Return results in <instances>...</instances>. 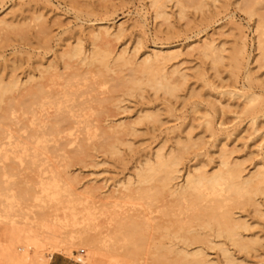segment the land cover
I'll return each mask as SVG.
<instances>
[{"label":"rangeland","instance_id":"obj_1","mask_svg":"<svg viewBox=\"0 0 264 264\" xmlns=\"http://www.w3.org/2000/svg\"><path fill=\"white\" fill-rule=\"evenodd\" d=\"M204 3L205 5L198 10L193 8V6L187 5L185 6L186 8L184 7V13L182 12V14H180L178 5L175 6L173 0H169L165 3L166 16L164 18L161 16H154L153 9L149 5V0H0V77L4 81L8 80L9 77H17L22 82L26 81L27 83L25 82L26 84L21 86L24 90L29 85L27 78L30 75L33 76L32 79L42 81L38 77L40 69L42 70L49 62L56 71L59 73L62 72L63 76H66L68 72L75 68H79L81 72L83 68H88L86 65L80 64V62L77 64V57L72 58V60H67L70 65H74L72 66L74 68H65V59L62 60L60 58V52L63 49H67L66 46L68 44L72 46L76 41L81 40L80 43L83 49L86 50L85 54H87V51L91 48V42L88 37V31L91 29V26L97 28L99 26L110 25L117 28L120 24L121 32L119 33V37L116 39L110 37L111 39L109 38L108 40L111 44H108L112 47V51L116 53L124 49L127 55H134L132 57L133 59L135 58L133 62L137 60V66L139 65L138 62H140L151 49L175 51L176 56L168 62L167 68L168 70L176 68L185 74V80L177 91V96H170L161 91L154 92L151 88L149 89L147 85H143L142 88L144 90L141 89L139 91H136V89H127V87H121L122 89L120 88L119 90H112L111 84L114 83L112 82L114 81V74L113 72H109L107 73L108 75L104 77V80L106 79L107 81L99 80L104 84L98 82L97 84L99 86L95 85V87L93 85L97 91H92V93H94L92 94L94 97L90 99L92 102L89 101L86 96H83V98H85L84 101L81 96L84 90L91 92L93 86L91 85L92 87L89 86L91 88L86 89V83L89 84V82H86L82 78L80 79L82 83H84L82 84L80 80H78V84H80L79 86L77 84L79 87V91H77L78 97L77 95L75 97L79 100L77 99L76 101H84L85 103L87 102L86 100H88L89 103L91 102L90 110L94 108L98 110L97 112L99 114L101 113L99 115L95 110L91 111V113H96L92 115L90 119L96 116L98 120H94L98 122L94 120L93 122L98 123L97 125H99L100 122L99 128L103 130L105 128H101L100 126L104 127V125H109L108 129L110 131L106 129L107 132H111L112 127H115V129L118 127L117 129L119 131L113 129L116 132V134L114 132V137L121 139L118 140L117 144H115L117 140L115 141L113 137L104 139L101 133H97L99 131L98 129L95 130L97 131V137L94 136L95 139H92L93 141L97 139V142H100L98 139L100 137L101 140L103 139V144L106 141L105 145H108V141L112 142V140H114L112 143L117 147L114 152L107 149L108 146L105 145H101V148L100 146L96 148L93 147L91 140L87 142V149L82 152L75 143L70 145L63 142V137L62 142L65 147L60 145L62 147L60 149V146L57 145L59 147L53 149L55 148V144H50L48 146L50 149H47L52 150V152L49 151L48 153L50 155L53 153V157L50 155L48 157V153L43 154L47 155L46 157L48 158L39 155V157L35 159L36 163L34 162L35 160L32 159L35 166L32 161H29L31 156L24 153L20 154L19 151V153L17 152L20 154L18 156L19 158L15 156L17 153H15V155L8 154L10 152L7 153L6 160L3 158L5 156H0V159L3 158V160H0V163L3 162L2 165L6 166L3 170L0 164L1 172L6 171V176L1 177L3 174H0L2 178H0V181L7 186L5 189V186L1 184L2 186L0 185V189L3 187L5 190L2 189L1 191H7V193H4L6 196L11 193L10 197L3 196L0 201L2 203L9 202L8 204H10V202L14 204L16 200H20V202L23 201L21 202L22 205H20L22 207H17L15 205L18 209L15 206L14 209L12 207L13 212L9 210V214L5 213L7 216L0 208L2 212H0V214L3 215L0 216L2 217L0 220V264H15L17 263L15 261L16 256H19V259L26 258L28 264H48L51 256L60 257L72 264H154L152 261L154 253L151 255L150 253L153 252L151 250V248L153 249L152 238L157 236V232L153 233L151 227L154 226V223L161 222L162 220L165 222L164 219L169 218L167 216L166 218L160 217V207L154 208L157 205L160 206V202H155L157 203L155 204L147 198H141L142 201L138 199L133 201L134 199L131 198L132 200L130 199L129 201L135 204L132 203V205L129 202L123 205V208L129 212H134V210L137 209V211L141 213L146 211L145 213L147 215L144 213L147 217L146 223L151 225V227L148 228V233H153L152 237H149L151 242L149 239L147 240V244L150 243L151 245L143 243V248L141 247V252H139L141 254H137L133 257H128L125 253L117 249L108 250L104 247L95 246V242L92 239L80 236L79 228H82V224L78 225V222L81 221L82 218L85 219V216H87V213L85 214L86 211H84L87 206L93 203V205H98L102 202V197H104L105 194L113 190H121L118 186L122 187V183L127 181V179L132 181L135 180L137 173L136 169H139L143 160L148 156H152V153L159 146L167 153L171 148L175 149V147L181 145L178 141L182 142L188 137L194 141L196 140L198 144L202 142L200 143L201 146L194 145L190 148L189 152L184 155L183 165L179 172L180 176L176 180L178 183L182 182L185 176V165L192 166L193 162H196V160L208 163L209 165L207 164V168H205L209 171L215 168L218 162L217 158L220 148L226 149V152H230L226 153L227 157L229 156L228 159L230 158L229 160L241 161L245 170L244 173L247 175L255 169L253 166L255 163H260L264 167V137L262 133L264 131V116L258 118L257 126L260 130L254 132L253 128L249 126L242 117H234V112L240 109L239 103L242 98H239V100L234 96L231 97L229 93H227L230 89L235 88V90H237L246 86L245 73L246 69L249 68L251 79L255 80L257 78L258 80V82H255L257 80H253L252 83L249 81L251 86L257 93H261L264 98V62L262 61V65H258L260 63L257 61L261 59L258 60L255 58L256 55L258 57V50L255 47L256 34L252 31L253 27H255L254 20L256 16L249 18L250 20L247 19V15L243 12L244 9H242L245 5L244 0H215L214 2L211 0H204ZM254 6H257L256 10L260 8L259 10L264 13V10L262 11V9H264V0H259ZM261 6L263 8H261ZM259 10L257 13L260 12ZM38 15L39 18L43 20L42 22L44 25L39 21ZM36 16L38 18L37 21ZM4 23L8 25L13 24L17 30L14 27L12 30V26H7L5 28L4 25L6 26V24ZM32 25L35 26L33 27ZM41 26L46 27L47 33L42 34L38 32V29L42 28ZM23 27L28 30H24ZM3 28H5V30ZM21 28H23L22 30L25 36L22 35L20 32L21 30H18ZM14 30L16 32L19 31V35ZM239 31L243 34H237ZM5 32L7 33L6 35ZM20 34L22 37L24 36V38H22ZM238 35L245 36L244 45H246V59L244 58L242 60L239 69L236 70L228 65L226 59L211 67L209 59L199 54L195 49V47L200 45L203 41L212 40L214 45L224 47L223 49L225 50L222 54L227 55L229 49L231 50L230 47L232 45L234 46L232 43H235L234 41H236ZM255 59H257V61ZM117 62L119 61L114 63L111 62L113 63L111 68L116 69L115 71L118 70L117 72L121 70V75L128 74L129 70L133 67L132 65L130 67L128 64L122 66ZM133 62L131 64H133ZM74 63L77 64V67ZM119 63L122 64L121 62ZM133 65H135V62ZM92 68L94 67L92 66ZM89 75L91 76L92 74L89 73ZM83 76L84 78L85 76L88 77V74L85 73ZM260 82L262 83V87ZM109 83L111 84L109 85ZM80 89H82L81 91L83 93L80 92ZM86 91V94L84 93L83 95H87V97L92 96L89 95L91 93ZM98 92L100 94H98ZM99 97L106 98L102 99L104 100L102 101ZM80 98H82V101H80ZM94 98H97L98 101L96 99L94 100ZM99 103L101 106L99 105L98 107ZM90 104H88V107ZM102 106H104V108ZM206 108H217L219 111L222 109V112L220 111V113L216 114V117L217 119H222L223 125L218 126L217 123H214L213 126L215 131H213L212 135L202 131L198 125L199 119L201 118L200 116L204 113ZM88 110L89 109L85 110L87 114L89 113ZM145 112L155 113L157 117L155 119L156 121L154 120L151 122V120H149V122L145 119H141V122H139L138 117L145 114ZM17 113L18 112L10 116V119L14 118L13 120L15 122L12 121V119L7 120L6 124L9 122L8 125L10 127H8L11 129L12 127L16 128L15 123H18L17 120H15V116H18ZM84 113L86 112H83V114ZM91 113L89 114L91 115ZM96 114L100 117H97ZM99 119H101V121ZM136 119L138 121H136ZM132 122L133 124H130ZM12 123H14V125ZM121 123L122 125L120 126L119 124ZM110 124L115 126H111ZM129 125H131V127L133 125L134 127L129 128L132 132L127 128L130 127ZM96 127L98 128V126ZM81 129L79 130L80 132L83 131ZM79 131L76 130L74 133L77 134ZM80 132L78 136L82 139V133L80 135ZM66 137L67 139L69 138V136ZM73 147L78 150L70 149ZM57 150L60 151L58 152ZM194 151L198 153V156L192 158ZM61 153L64 156H61ZM55 154L58 156L54 158ZM59 155L61 156V160L58 158L60 157ZM71 156L72 158H70ZM63 157L65 159L67 157V159L70 160L66 159V162ZM187 157L191 158V160L188 161ZM209 157L214 158V160L212 158L211 161L208 160L210 159ZM48 160L53 161V163L47 162ZM31 162L32 164L29 165ZM49 163L52 165L54 164V166H51ZM13 166L16 168L15 172H13ZM7 167H9V169ZM54 167L56 168L55 170ZM27 169L29 171H27ZM52 169L54 171H52ZM9 170H12V172ZM36 172L38 174H36ZM55 172H57L55 180L57 183L60 181L58 184L59 189L57 190V187H54L40 191L39 186H41L43 181L45 184H52V180L56 174ZM31 173L35 176L34 178L31 177ZM26 175L30 176L28 179L31 181L25 179L27 178ZM33 180L35 182H33ZM9 182H11L13 186ZM135 185L136 183L132 186ZM17 186H19V188ZM29 188L31 190L33 189V191L31 192ZM26 189H29L28 192H31V194L37 191L36 195H30L32 196L31 199L28 195V197H23L22 200L19 197L20 191H27ZM73 191L74 193H72ZM17 192H19V194ZM75 192L79 193V195L81 194L80 199H78L79 195L77 196ZM64 193H66V195ZM67 193L69 196H67ZM15 194H17V196ZM74 195H76L77 198H75L76 196ZM24 198H27V202ZM76 199H78V201ZM165 199L169 200L171 198L166 197ZM258 199H260V197H258ZM25 205H27L26 208H23ZM251 205L252 204H245L244 206L241 205L242 207L239 206L236 207L237 209L232 208L233 210H231L234 217H239V219L245 220L246 223L249 222V230H245L246 232L243 231V235L247 236V238L255 239L253 247L247 252H240L230 246L229 243L225 242L229 251L232 252L233 259L230 258L231 260H228L224 258L225 256H222L218 248H209L204 245V250L207 255V262L205 264H264V200H261V205L258 208L259 211H255L254 206ZM89 207L91 208V206ZM240 207L242 209H238ZM14 210H17V212H14ZM184 212L182 211L180 213L181 217L179 216L178 218L184 221L185 226H188L190 222L193 223H191V225H194L195 222L192 220L190 221L188 218V215L191 214L189 209ZM188 212L189 214H186ZM82 213L85 214L83 215L84 217H82ZM148 216L150 218H148ZM87 218L89 217L87 216L84 221L88 226L91 222H89ZM187 218L189 223H187ZM19 230H27L33 234V237L28 240V242L16 241L12 244L13 252L17 254L15 256V254L10 252L11 243H9V239L11 234ZM76 231L78 234H74ZM89 232L92 234V231ZM146 236H148V234ZM215 241H218V239ZM219 241H221V239H219ZM24 243H29L25 250L21 249ZM16 246L18 248H16ZM146 246L151 247L150 249L148 247L147 250ZM49 254H52L50 258ZM147 254L149 255L147 256Z\"/></svg>","mask_w":264,"mask_h":264},{"label":"bare ground","instance_id":"obj_2","mask_svg":"<svg viewBox=\"0 0 264 264\" xmlns=\"http://www.w3.org/2000/svg\"><path fill=\"white\" fill-rule=\"evenodd\" d=\"M167 1L169 0H149V5L153 9L154 16H157V17L161 16L165 18L166 16L165 3ZM211 1L214 2L215 0H211ZM258 1L259 0H244L245 5H244V8L242 7L244 11L241 9V7L240 9L243 12H245L248 20H250L249 18L256 16L255 20L253 19L255 22V27H253L252 29V31H254V33L256 34V42H255L256 46L255 47L258 50L257 52L258 57L256 55L255 58H257L258 60L259 59L261 60L260 61H257V59L255 60L258 63H260L258 65H262V61L264 62V13H262L259 10L260 8H258L260 12L257 13L258 11L256 10L257 6H254V5H256ZM173 2L175 6L178 5L179 8L178 7L177 8L180 14H182V12L184 13V7L187 5L193 6V8H195L196 10L201 9L202 6L205 5L204 0H173ZM261 8L263 7L261 6ZM263 10L264 9H262V11ZM38 18H39V15H38ZM38 18L36 16V21ZM39 21L42 22L43 20L39 18ZM7 26L9 27L12 26L11 29L13 30V27H14L13 24L12 25L6 24V26L4 25L5 28ZM0 28H1V25H0ZM5 28L3 29L5 30ZM23 28L18 29V30H21L20 32L22 33V35L25 36V34H23V30H22ZM15 29L17 30V28ZM40 29H38L39 33H42V34L47 33L45 26ZM24 30H28V29L24 28ZM20 32L18 31L16 33L19 35ZM120 32H121L120 24L117 26V28L115 26H110V25L99 26L97 28H93L91 26V29H89L88 31V37L91 42L90 43L91 48L87 51L88 52L87 54H85L86 50L83 49V46L80 43L81 40L76 41V43L73 44L72 46L68 44L69 47L67 45L66 46L67 49L61 50L60 58L62 60L65 59L64 67L67 69H70L69 67L74 66V65H70L69 62H67V60H70V59L72 60V58L77 57L78 59V61H76L77 64H79L78 62H80V64L82 63L84 64V66L86 65V67H88V68H83L84 66L82 65L83 66L82 68L84 70V71L82 70V72L80 71L79 68H75V69H72L70 72H68L66 76L64 75L65 76L64 77L62 72L60 71L61 73H59L58 71H56L55 68H53V65L49 62L46 66L42 68V70L40 69L38 77L42 81H36L32 79L33 76L30 75L27 78L28 80L26 79L29 82L28 83L29 85L28 86L26 85L27 88L25 90L22 89L21 86L23 84H26L27 83L26 81L22 82L17 77H11V78L9 77L10 79L8 78V80L4 81L0 77V156L1 157L2 155L5 156L3 157L4 160H6V157H7L6 155L8 152H10L8 154L15 155V153H17L18 151L20 152V154L24 153V154H28L29 156H31L30 160L27 158L29 161H32V159L35 160L36 157L37 158L39 157V155L46 157L47 155H43V154L45 153L47 154L49 151L52 152V150H48L50 149L48 148L50 144H55V148L53 149H56V147H59L60 145H63L65 147L63 142H65L66 144H70V145L71 144L73 145V143H75V145L78 146V149L80 148L82 152L87 149L86 146L88 145L87 142H89V140H91V144L93 143L92 144L93 147L96 148L100 146L101 148V145L104 146L106 141L103 144L102 143L103 139L101 140L100 137L98 139L100 140L101 143L99 141L97 142V139L96 141H93L92 139L93 138L95 139V137H97V133L99 134L101 133V136L104 139H106L107 137H111V138L113 137L115 141L117 140L115 143L117 144L118 140H121V139H119L118 137L117 138L114 137L116 134L114 130H116L118 127L116 129L115 127L114 128L112 127L111 132H107L106 129L109 128L108 127L109 125H104V127L100 126L101 128H105L103 130L99 128L100 122H99V125H97L98 123H95L98 120L96 116L95 118L92 117V119H90V117L92 115H95V113L98 111L94 108L90 110V106H91L90 103L92 102L90 99L94 97L92 95L94 94L92 93V91L93 90L97 91V89L94 88V86L95 85L99 86L97 84L98 82L101 83V81L99 80L105 81L106 79L104 80V77L108 75L107 73L109 72L110 73L113 72L114 74V77H113L114 81H112L114 83L112 84L109 83V85L111 84L112 86L111 87L112 90H119L121 87H127V89H131V90L136 89V91H139L143 89L142 88L143 85L145 86L147 85V87L149 89L151 88L154 92L161 91L162 93L170 95V96L172 95L177 96L176 93L180 89L181 85H183V82L185 80V74L183 72H180L176 68H172L171 70H168L167 68L168 62L176 56L175 51L151 49V51L147 53L141 59L140 61L141 63L138 62L139 64L138 66L136 63L137 60L134 61L135 65H133L134 64L133 60H135V58L133 59L132 57L134 55L133 56L127 55L124 49H121L118 53H116L112 51L113 49H111L112 47H110L111 43L109 42L108 39L110 37H114L113 39L118 38ZM240 33L242 32L239 31V33L237 34H240ZM6 34L7 33L5 32V35ZM24 36L23 37L21 36V37L24 38ZM244 37L242 35H238V38L236 39V41H234L233 39V41L236 44L232 43L234 44V46L232 45L230 47L231 50L229 49L227 55L224 54L225 56L222 54L223 51L225 50L223 49L224 47L222 46L218 47V45H214L212 40L203 41L200 45H197L195 49L198 51L199 54L209 59V63L211 67L215 66L218 62H222L224 59H226V61L228 62V65L231 66V68H233L234 70H236V69H239V66L242 63V60L246 56L245 55L246 45H244V41H245ZM116 61H119L122 63L120 64L119 62H117L119 65L125 66L126 64H128L130 65V67L131 65L133 67L129 70L128 74L121 75L120 69H119L120 71L117 72L118 70L115 71L116 69L111 68L112 64ZM132 62L133 64H131ZM77 64H75L76 67H77ZM92 66L94 68H92ZM82 73L83 75L87 73L88 77L85 76L84 78ZM89 73L92 75L90 76ZM82 78L86 82H89V84L85 82L87 85V87L85 86L86 89L87 88L89 89L94 85L92 87V90L90 89L91 92L87 90L88 93H91L89 95H92V96H88L90 98H88L87 95H83L86 90H84L83 91L84 93H83L81 91L82 89H80V92L83 93L82 96L81 95L80 96L82 98L83 96H86V98L89 99V101H91L90 103L88 102V100H86L87 102L84 103L85 98H83L84 99L83 102L76 101L78 99L77 98L78 97L77 91H79L78 86L80 85L78 84V80ZM253 80L254 79H251V73L249 71V68H247L246 73H245L246 86L242 87L241 89H237V90H235V88L230 89L231 91L227 90L228 91L227 93H229L231 97L234 96L238 99L242 98L241 102L239 103L240 109L234 112L235 114L234 117L235 118L242 117V119L245 120L246 123H248V125L251 126L253 128V131L255 132V131L260 130V128L257 126L258 118L264 116V98L262 97L261 93L259 92L257 93L255 90H253L251 86V83L253 82ZM255 80H257V78ZM80 82L82 83L81 80ZM255 82H258V80ZM260 85L262 87V83ZM21 89L24 91H22ZM13 93H16V94H13ZM98 94L100 93L98 92ZM76 95L77 97H75ZM101 97H99L101 100L106 98V97L105 98L104 97L101 98ZM82 98H80V101H82L81 100ZM95 99L97 100V98H94V100ZM88 104H90L89 107H88ZM99 105L100 103L98 104V107ZM210 105H213V104H210ZM92 107H95V106H92ZM102 107L104 108V106ZM87 109H89L88 110L89 113H91V111H94V110L96 112L95 113L92 112L91 115L88 113L89 114L88 115L87 111H85ZM82 111L86 112L84 113L85 115L83 114ZM220 111L222 112V109ZM220 111L217 110V108H212V109L206 108L204 110V113L201 114L200 116L201 118L199 119L200 121L198 122V125L200 126L202 131L208 132L210 135H212L213 131H215V128L213 126L214 123H217L218 126L223 125L222 119L221 118L217 119L216 117V114L220 113ZM16 112H18L17 113L18 116H15L16 117L15 120H17L19 124L15 123L16 128L12 127L11 129L9 128L10 126L8 125L9 122L8 124L6 123H7V120L12 119V118L10 119V116ZM97 114L99 113L97 112ZM99 115H97V117H100ZM139 117H138L139 122H141L140 121L141 119L143 120L145 119L147 121L151 120V122H153L157 118L155 113H150V112H145V114H142ZM13 119L12 121H14ZM94 119H97V120H94ZM93 120L95 122H93ZM99 120L101 121V119ZM138 120L136 119V121ZM133 122L130 124H133ZM92 123H95L96 125ZM12 124L14 125V123ZM110 125L115 126L112 124ZM119 125L121 126L122 123ZM96 126H98V128ZM129 126L130 127H127V128L130 131L131 129L129 128H132L133 125L132 127L131 125ZM80 129L83 130L84 132L83 131L80 132L79 131ZM96 129H98L99 131L98 132L95 131ZM74 130L79 131L80 135L82 133V139L80 138V136H78L79 132L76 134L74 133L75 132ZM123 132H126V131H123ZM262 133L264 137V131ZM66 136H69V138L67 139ZM83 136H84V139H83ZM63 137H64V141L62 142ZM114 140H112V142H114ZM108 142H107L108 145H105V146H108L107 149L114 152L117 147L114 146L115 144H113L111 141H108ZM178 143H181V145L175 147V149L171 148L169 152L167 151V153L163 151L161 146H159L152 153V156L146 157V159L143 160V162L141 160L142 163L141 164L139 163L140 164L139 169H136L137 173H136L135 180L132 181V180L127 179V181L122 183V187L118 186L121 188V190L118 188L120 191L113 190L109 192L108 194H105V196L102 197L103 198L102 202H100L98 205H93L94 204L93 203L92 204L93 206L91 204L89 205L91 206V208L87 206L86 210L84 211H86L85 214L87 213V216L89 217L87 219L91 223L88 226L87 224H85L86 222L84 220H86L87 216H85V219L82 218L84 217L83 215H85L83 214L84 213L83 211L81 221L78 220L79 221L78 225L82 224V228L81 229L79 228L80 236L84 238L92 239L95 242V246L97 247H104L108 250L117 249L125 253L128 257H133V256H136L137 254L138 255L141 254L139 252H141L140 251L141 247L143 248L142 246L143 243L147 244L148 239L151 242L150 238L152 237L153 233L157 232L156 233L157 236L156 235H154L156 237L153 236L155 239L152 238L153 239L152 240L153 249L151 248V250L153 252L150 251L151 252L150 255L154 253V256L152 255L154 257L152 258V261L154 264H205L207 262L206 261L207 255L204 250L205 246H208L209 248H215V247L218 248L222 256H225L224 257L225 259L231 260L230 258H232V254H231L232 252L229 251V248L227 247V245H225V242L229 243L230 246H232L233 248H235L236 250L240 252L249 251L253 247L254 240H255V239L247 238V236L243 235L244 234L243 231L247 229L249 230L248 228L249 222L246 223L245 220L242 219L243 220L242 221L241 219H239V217L238 218L234 217L232 210L241 205L244 206L245 204H252L251 206H254L255 208L254 210L255 211L258 210L259 206L261 205V200L262 199L264 200V167L260 163L258 164L255 163L253 165L255 169L251 171L250 173H248L247 175L244 173L245 170L241 164V161L240 162L233 161V159L232 161L229 160L230 158L228 159L229 156L227 157L226 153H230V152H226V149L220 148V152L218 153V158H217L218 160L217 165L216 166L214 165L215 168L209 171L206 169L207 168L206 166L208 163H205L200 160H196V162H193L192 166L185 165V168H186L185 176L182 179V182L178 183L176 182V180L180 176L179 172H180L181 166L183 165L182 162L184 159V155L189 152L191 147H193L194 145L199 146L200 143L202 142H199L198 144L196 140L194 141L190 137H188L182 142L178 141ZM61 148L62 147L60 146V149ZM70 149L73 150L75 148L73 147ZM78 149H75V150H78ZM18 153L15 156L18 157L20 155ZM49 155L50 154L48 153V157ZM52 155L53 153L50 156ZM56 156L58 155L55 154L54 158ZM61 156H64V155L61 153ZM61 156L58 157L60 158V160H61ZM197 156H198V153L194 151L192 158H195ZM3 158L1 159L3 160ZM70 158H72V156ZM211 158L208 160L210 161L212 159L214 160V158L212 159ZM187 159L188 161L191 160V158H188V157ZM67 160H70V159H67ZM32 162L29 163V165L32 164ZM34 162L36 163V160ZM47 162L53 163V161H50V160H48ZM35 163H34V166H35ZM0 164L2 165L3 162ZM50 165L54 166V164L53 165L50 164ZM5 167L6 166L2 165L1 168L4 170ZM7 168L9 169V167ZM12 168H14V166ZM15 169L16 168H14L13 172H15ZM55 169L56 168L54 167V170ZM54 170L52 169V171ZM1 171L2 170H0V172ZM9 171L12 172V170H9ZM27 171L29 170L27 169ZM5 172L6 171H3L0 173V174H3L1 177L6 176ZM55 173L56 174L54 176V179L52 180L53 181L52 184L51 183L45 184L43 181L41 186H39L40 191L48 190L54 187H57V190L59 189L58 184L60 183V181L59 183H57V181L55 180L57 172ZM18 174H19V171H18ZM33 174L31 175L32 178L35 177L33 176ZM36 174L38 173L36 172ZM26 177L27 178L25 179L29 181L30 179H28V177L30 176L26 175ZM57 177H60V176H57ZM33 182L35 181L33 180ZM135 183L136 185L132 186ZM1 184L2 182L0 183V185ZM2 185L5 186L6 184H2ZM6 187L7 186H5L4 188L6 189ZM17 187L19 188V186ZM26 187H23V188H26ZM4 188L2 187L3 190H5ZM2 189H0V191ZM29 189H26L27 191H22V192L20 191V194L19 192H17L20 195V196L18 195L20 199L23 200V197H26V196L28 197V195L31 199L32 196L36 195L37 191H34L35 194L34 193L31 194L33 189L32 190L30 189L31 192H28ZM1 192H0V199L1 197L6 196L4 195V193L5 192L7 193V191L5 192L1 191ZM72 193H74V191ZM75 193L77 196L79 195V193L77 192ZM10 194H8V196L6 197H10ZM64 194L66 195V193ZM15 195L17 196V194ZM67 196H69L68 193H67ZM77 196L75 198H77ZM80 196L81 194L78 196V199H80ZM166 197H170L171 199L166 200L165 199ZM258 197H260V199H258ZM131 198L134 199L133 201H136L135 199L142 201L141 198H147L152 203L160 202V206L157 205L154 208L160 207L159 209L160 217H164V218H166V216L169 217V218L164 219L166 223L163 222L162 220L161 222L159 221L157 223H154V226L151 227V225L146 223V220H147V217H146L147 214L145 213L146 211L144 212L146 214L145 215L144 213L137 211L138 210L137 208H136L137 210H134V212H129L128 210H125L123 208V205L126 203H129L130 202L129 200ZM24 199L27 202L26 200L27 198H24ZM78 199L76 200L78 201ZM21 202L20 200H16L14 204H11V202L10 204H8L9 202L8 203L4 202L5 204H8V205H5L4 203L0 201V208L4 211V214L5 213L9 214V210L12 211V207L14 209L15 205L17 207L22 205ZM132 203L135 204L134 202H130V204ZM26 206L27 205H25L23 208H26ZM241 207L238 209H242ZM188 209H189V212L191 213L190 215H188V218L190 219V221L192 220L195 223L194 225H191L192 222H190L188 226H185L184 221L178 217L180 216V213L182 211L184 212V211H187ZM15 211L17 212V210H14V212ZM189 212L186 214H189ZM0 216H3V215L0 214ZM1 218L2 217H0V220ZM148 218L150 217L148 216ZM187 223H189V220ZM149 227L153 229V233H150V234L148 233ZM89 231H92V234ZM74 234H78L77 231ZM147 234L148 236H146ZM32 237H33V234L27 230H19L18 232L16 231L13 234H11L10 239H9L10 240L9 243H11L10 252L15 254L16 256L17 254L13 252L14 250L12 249L13 247L12 244L15 243L16 241L28 242V240H30ZM215 238L218 239V241H215L216 240ZM219 239H221V241H219ZM27 244L29 243H26V244L24 243V245L21 246V249L25 250ZM148 244L151 245L150 243ZM148 247H147V250H148ZM16 248L18 247L16 246ZM51 255L52 254H49V258ZM148 255L149 254H147V256ZM19 258H20L19 256H16L15 258V261L18 264H28V262L26 261V258L24 259H19Z\"/></svg>","mask_w":264,"mask_h":264},{"label":"crops","instance_id":"obj_3","mask_svg":"<svg viewBox=\"0 0 264 264\" xmlns=\"http://www.w3.org/2000/svg\"><path fill=\"white\" fill-rule=\"evenodd\" d=\"M48 264H72V263H68L64 259H61L60 257L51 256Z\"/></svg>","mask_w":264,"mask_h":264},{"label":"built area","instance_id":"obj_4","mask_svg":"<svg viewBox=\"0 0 264 264\" xmlns=\"http://www.w3.org/2000/svg\"><path fill=\"white\" fill-rule=\"evenodd\" d=\"M81 252H82V250H81Z\"/></svg>","mask_w":264,"mask_h":264}]
</instances>
